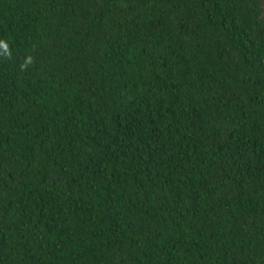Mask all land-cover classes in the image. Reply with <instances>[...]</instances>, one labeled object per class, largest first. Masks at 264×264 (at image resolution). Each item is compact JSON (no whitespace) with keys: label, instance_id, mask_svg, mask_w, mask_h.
I'll use <instances>...</instances> for the list:
<instances>
[{"label":"trees","instance_id":"obj_1","mask_svg":"<svg viewBox=\"0 0 264 264\" xmlns=\"http://www.w3.org/2000/svg\"><path fill=\"white\" fill-rule=\"evenodd\" d=\"M0 264H264V0H0Z\"/></svg>","mask_w":264,"mask_h":264}]
</instances>
